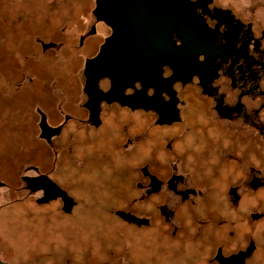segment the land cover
<instances>
[{
  "label": "rangeland",
  "instance_id": "374dc122",
  "mask_svg": "<svg viewBox=\"0 0 264 264\" xmlns=\"http://www.w3.org/2000/svg\"><path fill=\"white\" fill-rule=\"evenodd\" d=\"M93 1L0 0V98L8 93L13 100H19L23 90H32V83L43 100L50 124L62 120L63 114L69 115L61 132L49 141L43 139L38 152L31 155L29 143L26 145L25 161L38 164L40 171L47 172L75 200L68 210L62 209L58 198L45 203L34 201L38 192H26L22 180L17 178L18 170L22 172L18 166L22 134L10 129L7 121L0 123V167L9 161L12 165L8 182L0 186V257L5 264H210L200 254L198 234L222 223L224 235L219 236V241L224 252L234 246L228 230L255 227L256 253L249 264H264V194L244 192L236 207L228 210L223 191L227 183L239 177L220 129L202 112L205 104L200 106L197 100H190L184 106L181 122L155 127L145 122L139 127L140 131L154 133V141L150 140L153 143L140 145L139 158L148 153L150 144L155 148V159L166 163L145 166L160 179V190L136 200L139 192L142 195L140 188H133L132 168L136 166L112 162L125 152L133 154L132 142L126 144L124 151L125 147H118L134 134L125 129L127 121L117 122V116L125 111L116 105L105 107L111 109V119L106 117V131L95 136V132L90 133L93 128L85 121L86 111L81 105V67L100 38L86 34ZM48 41L55 44L42 49L40 44ZM32 58L34 67L28 71ZM23 74L28 78L27 85L23 84ZM28 100L36 101V97L29 96ZM8 110L3 112L8 111L5 115L11 117L14 109ZM135 113L130 111L128 115L131 119L141 117ZM11 118L16 119L14 114ZM73 123L83 127L80 132L88 127L87 134L69 131L68 126ZM36 131L28 127L27 140L36 136ZM238 138L236 141L244 140ZM251 142L254 146L257 140L252 136ZM171 174L180 176L174 180L176 190L193 186L196 193L192 199L196 202L190 201L191 193L182 200L176 190L168 187ZM194 177L201 181L196 184ZM138 179L144 187L145 177ZM210 185L221 186V190L209 198L206 191L210 192ZM159 203L182 219L176 231H171V224L141 223L151 220ZM218 203L224 206L226 215L216 209ZM254 207L259 209L257 214L250 213Z\"/></svg>",
  "mask_w": 264,
  "mask_h": 264
},
{
  "label": "flooded vegetation",
  "instance_id": "af4514ba",
  "mask_svg": "<svg viewBox=\"0 0 264 264\" xmlns=\"http://www.w3.org/2000/svg\"><path fill=\"white\" fill-rule=\"evenodd\" d=\"M91 14L92 20L86 34H96L100 38L94 51L86 55L82 62L81 87L84 96L81 105L86 111V120L82 119L93 128L90 133L95 132V136L106 131V117L111 119V109L106 110L105 107L116 105L125 111V114L117 116V122L127 121L125 129L134 134L118 147H125L128 142H132L133 154L125 152V157L122 155L121 158L117 157L119 160L112 162L136 166L132 168V176L135 178L133 188H140L142 195L139 192L134 200L160 190V179L149 173L145 166L166 163L155 159V148L150 144L148 153L145 152L139 158L137 152L140 145L154 141L151 136L154 133L140 131L139 127L145 122L152 127L181 122L184 106L190 100H197L200 106L205 104L206 110L201 108L202 112L214 121L218 131L220 129L221 137L229 149L228 155L236 165L239 179L227 183L223 191L229 203L228 210L236 207L244 192L264 194V0H94ZM104 41H108L103 49L106 56H118V71H111L109 65L102 66L96 59H92ZM49 42H42L40 47L43 49L45 45L55 44ZM30 60L27 64L28 71H32L34 67V59ZM23 76V84L27 85L28 78L24 74ZM29 87L32 90L29 93L23 90L19 100H13L8 93L0 98V123L7 121L10 129L22 134L19 136L21 144L18 155V166L22 172L18 170L17 173V178L23 182L22 187L26 192H38L33 198L37 203L58 198L62 206L61 197L56 195L48 198L35 178L46 174L59 185L57 181L47 172L40 171L38 164L26 162L25 156L28 143L31 155L38 152L43 139L49 141L52 136L61 132L69 115L63 114L62 120L50 124L37 88L35 90L32 83ZM29 96L36 97V101L29 102ZM3 107L5 110L14 109L12 115L16 119H12V115L6 117L10 111L5 115ZM130 111H136L135 114L141 117L131 119L128 115ZM26 112L30 114V118L23 116ZM43 124L49 127L59 125V128L46 138ZM28 127L37 129L36 136H31L30 140H27ZM68 127L73 134L85 135V131L89 129L85 127L80 132L81 127L75 123ZM226 128L233 129V134L230 135L231 132L226 130L229 131L227 135ZM120 129L123 130V127L118 128V137ZM235 133L244 140L236 141ZM252 136L257 140L254 146L250 143ZM126 149L127 147L123 151ZM222 154L227 155L224 151ZM259 159L262 160L260 164ZM18 166L16 164L17 168ZM11 168L10 161L0 167V186L8 182ZM139 176L145 177L147 185L144 184V187H141ZM177 176L180 178L179 175L171 174L167 179L168 187L172 190H176L174 180L178 179ZM119 178L117 179L121 183ZM193 179L196 184L201 181L200 178ZM60 187L67 193L65 188ZM192 187L176 191L182 200L191 193L190 201L196 202L192 199L196 193ZM210 188V192L204 189L209 198L221 190L218 185ZM69 196L72 198L71 206L75 200ZM216 209L226 215L221 203L217 204ZM121 210L123 209L118 211L125 213ZM257 210L259 209L254 207L250 213L257 214ZM152 214L151 220L141 223L158 226L171 224V231L174 232L182 220L174 215L173 209H168L162 203L157 204ZM182 222L188 223L184 219ZM221 224H214L211 231L208 228L199 231L200 254L210 264H249L250 258L256 253L253 239L256 228L248 225L243 229L228 230L234 246L232 250L224 252L219 241V236L221 238L224 235ZM0 260L3 261L1 257Z\"/></svg>",
  "mask_w": 264,
  "mask_h": 264
},
{
  "label": "water",
  "instance_id": "95a60500",
  "mask_svg": "<svg viewBox=\"0 0 264 264\" xmlns=\"http://www.w3.org/2000/svg\"><path fill=\"white\" fill-rule=\"evenodd\" d=\"M113 35V34H112ZM111 35V36H112ZM105 41L100 45L99 51L98 53L92 58V59H96V61L101 60L100 58V51L102 49V47L105 45ZM99 59V60H98ZM44 130H45V137L49 138L50 135H52L53 133L57 132L59 125L55 126V127H49L45 124H43ZM37 183H40L43 187V190L46 194H48V198L52 197V196H56L59 195L62 199V209L64 210H68L70 204L72 203V198L67 195V193L65 192L64 189H62L59 185H57L53 180H51L46 174H40L37 175L35 178ZM0 264H5L4 261L0 260Z\"/></svg>",
  "mask_w": 264,
  "mask_h": 264
},
{
  "label": "bare ground",
  "instance_id": "6f19581e",
  "mask_svg": "<svg viewBox=\"0 0 264 264\" xmlns=\"http://www.w3.org/2000/svg\"><path fill=\"white\" fill-rule=\"evenodd\" d=\"M116 36V35H115ZM113 38H114V35H113ZM118 38V37H117ZM111 40H113V39H110V41ZM115 40V39H114ZM117 40V39H116ZM118 40H119V38H118ZM109 41V42H110ZM107 43H108V41L105 43V45L102 47V49H101V51H100V58H101V60H99L98 62H100L99 64H102V66H103V64L105 65H109L110 67H111V71H113V70H117L118 71V69H117V67H118V65L116 64V61H117V57L118 56H114V57H111V55L109 56V55H107L106 56V53H105V51L103 50L104 49V47L107 45ZM112 44H114V43H112ZM115 59V60H114ZM112 60H113V63H112ZM110 63V64H109Z\"/></svg>",
  "mask_w": 264,
  "mask_h": 264
}]
</instances>
